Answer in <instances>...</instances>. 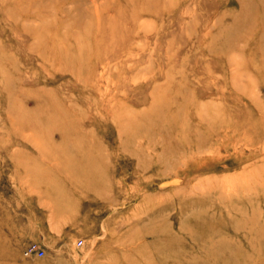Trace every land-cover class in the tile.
Returning <instances> with one entry per match:
<instances>
[{"label": "rangeland", "instance_id": "1", "mask_svg": "<svg viewBox=\"0 0 264 264\" xmlns=\"http://www.w3.org/2000/svg\"><path fill=\"white\" fill-rule=\"evenodd\" d=\"M0 264H264V0H0Z\"/></svg>", "mask_w": 264, "mask_h": 264}, {"label": "built area", "instance_id": "2", "mask_svg": "<svg viewBox=\"0 0 264 264\" xmlns=\"http://www.w3.org/2000/svg\"><path fill=\"white\" fill-rule=\"evenodd\" d=\"M25 254L29 257H43L45 253L40 250L36 244H31L26 248Z\"/></svg>", "mask_w": 264, "mask_h": 264}]
</instances>
